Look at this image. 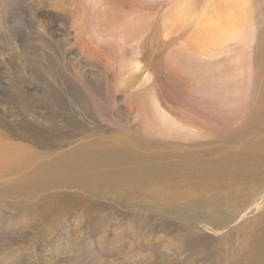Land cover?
Wrapping results in <instances>:
<instances>
[{"label": "rangeland", "instance_id": "rangeland-1", "mask_svg": "<svg viewBox=\"0 0 264 264\" xmlns=\"http://www.w3.org/2000/svg\"><path fill=\"white\" fill-rule=\"evenodd\" d=\"M131 1L137 6L134 13L128 7L120 12L118 0H0V181L46 179L38 165L80 144L95 150L133 146L126 139L130 131L122 126L129 119L137 123L132 116L140 114L153 123L172 118L170 108L184 111L173 89L183 80L188 95L212 99L232 118L219 117L220 129L215 121L199 123L195 134L164 133L169 129L159 127L155 141L146 145L144 166L133 170L123 164V153L111 168L122 170V184L86 193L79 186L52 185L35 194H7L0 199V264H234L249 244L250 219L262 209L239 221L230 234L212 229L216 209L249 211L250 201L264 203V0H248L247 36L214 55L203 49L212 45L216 24L200 18L213 14L208 2L221 0H191L195 10L176 24L162 21L158 13L169 10L171 0ZM114 13L116 19L110 20ZM93 14L98 30L109 26L106 20L117 24L112 33L119 50H102L113 62L119 57L125 62L117 73L121 77L112 76L96 89L92 70L97 74L99 66L86 62L77 44L104 45L91 34ZM136 62L150 72L151 81L141 73V80L132 82ZM113 69L107 64L103 73L109 76ZM112 84L119 93L129 88L131 94L108 101L106 88L114 92ZM134 106L137 111L131 110ZM108 119L114 128L105 125ZM209 127L222 140L206 136ZM158 154L165 159H157ZM223 158L234 163L229 173L236 166L231 186H219L226 175H212ZM157 168L165 175L155 174ZM91 171L98 176L99 170ZM186 177L217 186L203 190L198 183L186 185Z\"/></svg>", "mask_w": 264, "mask_h": 264}, {"label": "bare ground", "instance_id": "bare-ground-1", "mask_svg": "<svg viewBox=\"0 0 264 264\" xmlns=\"http://www.w3.org/2000/svg\"><path fill=\"white\" fill-rule=\"evenodd\" d=\"M118 2L119 5L123 6V8H117L120 12H127L130 10L131 13H134L137 8L135 3H133L131 0L130 2L129 0H118ZM247 2L248 0H221L220 3L222 5L225 4L226 6H228L226 7V9L220 8V6H218L221 4H211L210 2H208L207 6L209 9L207 10H211L213 14L210 16L204 15L200 18V20L204 21L206 25H212L213 23H215L216 27L211 33V39H213L212 45L210 47L206 46L205 49H203L207 55L217 54L223 49V46L225 44L232 42L239 37L241 38V36H244V38L247 36L246 30H243V23L245 21V16L247 12ZM94 4L95 3L93 2L90 4L91 10H95L96 5ZM105 4L107 5V3ZM249 5L251 6V4ZM127 7L129 10L127 9ZM168 9L169 10H164V13H161V11L157 12L162 18V21H168L172 19V22L174 24H176L177 22H182L181 17H183L186 21L188 17V12L195 10L192 7L191 0H171ZM223 12L226 13V16L220 15V13ZM94 16H96V14L92 15L90 21L91 34H93L96 41L104 45H101L100 47H94L88 42L86 43L83 41H77V44L82 54L86 57V62L91 61L94 62L97 66H99V71H97V74L92 70V73H94L93 76L95 77L94 89H96V85L101 84L104 80L111 78L112 76H115L114 78H117V76L121 77L122 75L117 73L122 70L121 65L125 66V62L120 61L121 57L116 58L113 62L112 57L108 56L107 53L102 50V48H108L110 50H119V45L117 44L118 41L116 42L117 37L115 34L112 33L118 28V26L116 23H110V20L116 19V14L114 13L111 16L110 20H106L109 22V26L103 27V30H98L96 28L95 22L93 20ZM102 20H105V16L104 18H102ZM148 21H150V19ZM94 63H91L89 65H92ZM107 64H111V66L115 68L113 69L112 74L109 76L108 74L103 73V69H105ZM138 67L140 68V71L142 70V72H136V69ZM167 67L169 71L175 73V70L171 68L170 65H167ZM141 73L145 75V78L147 80L151 81V76H149L150 72L144 71V69L141 68L140 64L136 62L132 70V75L130 77L132 82L140 81ZM174 80H176L175 77ZM173 89H177L175 102L182 103L185 108L184 111L180 110V112L170 108V113L173 116L168 120H156L153 123H150L149 116L142 114L132 116L130 114V110L128 109L129 114L137 120V123L132 124L129 119L127 121L128 123H126L122 127L130 131V134L126 139H130V142L133 144V146H128L120 143L119 146L103 145L100 150H95L89 144H80L70 151H65L59 154L53 159L51 163L43 162L38 165L37 170L48 175L46 179L43 178L40 179V181L38 182H36V180L32 182L31 180L26 181L25 177L22 176L19 178L18 182L17 177L14 178L12 181H10V179H8V181H0V199H4L7 194H9L8 197H17V193H19L21 190H27L30 194H35L34 190L39 188H49L52 185L54 186V188L79 186L80 191L82 193H86L92 191L94 188H110L113 182L122 184V182H125V178H123L121 175L122 170L120 168L111 170V168H115L116 166H118V159L123 158V153H126L127 155L123 161V164H130L133 170L144 166L149 158V156H147L146 154V145L148 141H155L154 136L159 135V127L162 130L169 129L164 133H167L172 130L180 132L188 131L190 133L195 134L197 132V127L199 126V123L202 124L204 121H215L218 125L214 127L216 129H220V126L223 122L219 120V117L224 116L226 118H232L228 117L227 114L222 113L212 99L199 101L191 95H188L189 87L187 86L184 80L181 81L179 85H173ZM114 90L115 91L112 92L110 86L106 88V98L107 96H109V98L107 99L108 101H112L114 100V98L117 99L131 94L129 88H126V90L122 94L119 93V91H117L115 88ZM131 110L137 111L138 109L134 106L131 108ZM81 116H83V113H81ZM232 120H236V118L233 117ZM107 121H111L105 124L108 128H114L116 126V123L112 119H108ZM204 126L205 125L201 126L198 131L204 129ZM212 129L213 128L209 127L208 130L205 131V135L211 138H217L222 140V135L211 132ZM135 133H140V138L142 139L141 142H139L140 138L133 137ZM125 141L126 140L123 139V143ZM132 155H137L138 160L133 161ZM165 157L166 155L164 154L156 155V158L159 160L165 159ZM238 157H240V155H238ZM193 165L194 164H190V170L188 172V175ZM233 166L234 163L225 158L220 161L218 171H215L212 174H218L219 177L221 175H226L223 182L219 186L232 185L231 183H229V181L233 179V172L236 166L230 173L229 171ZM48 170L52 173L46 172ZM91 170H99L98 176L95 177ZM146 170L147 168L137 173L136 177L138 179H141ZM155 174L159 176H164L165 171L162 168H157ZM210 176H208L206 179H208ZM170 178L173 180L174 185H180L175 184V181L178 179V177L172 176ZM184 179V183L186 185L191 183H198V188H202L203 190H212L217 186H209L207 185L206 181H202L199 178L186 177ZM54 188H52L51 191L54 190ZM48 200L51 201L49 197ZM250 203L253 204V208L249 211H244L239 207L232 211L219 209H216L214 211L213 225L214 228L217 230L212 229V231L214 230L217 232L220 231L230 234V231L235 229L234 225H240L238 224L239 221H241L242 223L244 219H246L245 217L248 218L252 216V214H256L262 209V211L259 212L258 215H256L255 217L253 216V218L250 219L254 222V227L252 228L250 233L249 244L246 249L242 251V254L236 259L234 264H264V203L260 206L251 201ZM193 215L195 216V213Z\"/></svg>", "mask_w": 264, "mask_h": 264}]
</instances>
